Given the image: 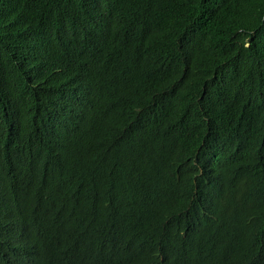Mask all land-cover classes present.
Here are the masks:
<instances>
[{"label":"trees","instance_id":"16d2710c","mask_svg":"<svg viewBox=\"0 0 264 264\" xmlns=\"http://www.w3.org/2000/svg\"><path fill=\"white\" fill-rule=\"evenodd\" d=\"M0 259L264 264V0H0Z\"/></svg>","mask_w":264,"mask_h":264},{"label":"clouds","instance_id":"9594fccd","mask_svg":"<svg viewBox=\"0 0 264 264\" xmlns=\"http://www.w3.org/2000/svg\"><path fill=\"white\" fill-rule=\"evenodd\" d=\"M113 169H114V175H115V173H116V168L113 167ZM188 235H189V233H188ZM7 262H8V261H5V260L0 259V264H5V263H7Z\"/></svg>","mask_w":264,"mask_h":264}]
</instances>
